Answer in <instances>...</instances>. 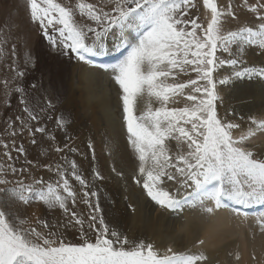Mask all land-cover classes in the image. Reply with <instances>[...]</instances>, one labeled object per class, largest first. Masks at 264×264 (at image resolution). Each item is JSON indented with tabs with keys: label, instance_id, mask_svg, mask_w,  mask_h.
Returning a JSON list of instances; mask_svg holds the SVG:
<instances>
[{
	"label": "snow or ice",
	"instance_id": "1",
	"mask_svg": "<svg viewBox=\"0 0 264 264\" xmlns=\"http://www.w3.org/2000/svg\"><path fill=\"white\" fill-rule=\"evenodd\" d=\"M198 2L27 0V6L31 21L38 25L54 54L87 61L105 54L109 37L117 40V50H126L121 59L101 67L111 72L120 90L128 144L138 161L132 180L142 186L152 201L170 211L198 205L207 213L230 201L237 205L234 211L239 215L241 208L264 207V154L251 145L253 138L264 136V115L248 116V126L241 130V124L229 118L234 112L218 114L217 88L245 77L264 79V67H243L219 80L215 76L226 66L243 65L248 47H258L264 55V0H245L242 5L256 14L258 23L254 27L242 24L228 31L224 28L227 20L238 19L232 0H227L226 5L218 0H202L203 9L209 13L206 21L199 18ZM129 32H135L134 42L127 39ZM6 45L7 38L0 36V61H8L0 65L4 77L0 80V104L11 107L10 97L19 94L26 115L15 116L19 126L9 117L5 132L12 129L11 136L16 137L27 131L33 145L37 143L36 133L54 141L45 127L32 126V121L40 124V113L45 109L38 113L22 87L25 69L34 65L35 58L26 53L22 68L17 63L16 45L10 51ZM189 71L196 78L178 82V74ZM182 100L186 101L183 107L171 106ZM141 101H145L143 109L139 107ZM153 101L159 106L153 107ZM48 107H52L51 101ZM67 123L57 118L61 129ZM173 141L175 151L169 147ZM0 145L4 148L2 156L8 161L14 159V150L15 159L24 157L27 165L17 168L11 163H0V194L7 193L13 202L42 204L49 212L59 210L63 216L51 223L37 217L35 224L41 226L38 228L27 217L15 213L12 204L0 201V264H207L203 251H177L169 246L161 252L143 239L130 241L109 225L100 203L102 190L95 183L102 182L104 176L95 165L91 141V181L75 160L64 158V164L58 163L53 169L51 164L27 159L24 144L17 146L15 139H0ZM64 149L77 152L67 143L63 149L56 146L53 150L60 153ZM30 168L54 170L58 179L53 183L29 176L27 182L24 174ZM70 177L78 183L79 190ZM168 182L191 191L179 195L177 189L174 194L165 187ZM206 203L212 206L205 207ZM78 204L87 207V215L76 210ZM255 219L264 231V211ZM66 230L76 231L79 242L68 240ZM203 244L202 239L195 241L196 246Z\"/></svg>",
	"mask_w": 264,
	"mask_h": 264
},
{
	"label": "bare ground",
	"instance_id": "2",
	"mask_svg": "<svg viewBox=\"0 0 264 264\" xmlns=\"http://www.w3.org/2000/svg\"><path fill=\"white\" fill-rule=\"evenodd\" d=\"M200 7L199 14L202 21H206L209 13L203 9L202 0ZM250 22L249 20L246 24ZM0 36L7 38L6 48L9 51L13 44L16 45V59L20 67H24L26 53H31L35 58L34 65L29 64L25 69L22 87L26 89L30 98L42 102L50 100L53 104L51 119L43 120L46 129L52 130L57 127L58 117L69 121L63 128V134L58 136V141L75 147L77 152L65 149V153H56L53 150L55 144L46 147L49 151L48 157L56 158L58 163L70 157L91 181L93 152L89 150L88 143L92 142L96 156L95 165L104 176L102 182L95 183L97 188L102 190L100 203L106 221L111 227L126 235L130 241L138 242L143 239L151 242L161 252L169 246L177 251L185 249L203 251L208 257L207 264H264V231L259 228L255 219L260 212L247 215L245 218L230 208H218L212 213H207L198 205L195 207L186 205L180 210L170 211L160 208L146 195L142 186L133 182L132 176L136 174L138 161L128 144L122 102L119 98L120 90L110 71H105L101 65L88 60L78 61L73 55L54 54L38 25L31 21L27 0H0ZM134 37L135 32L127 34L130 42H134ZM116 44L117 40L109 37L105 54L92 57L101 59L112 57L124 49L121 47L117 50ZM243 60L245 61L243 65L238 64L235 68L229 65L218 70L215 78L219 80L224 76H230L233 71H241L243 67L255 66L257 69L264 67V55L260 53L258 47H248ZM7 62L0 61V65ZM3 78L0 74V80ZM190 78L195 79L196 74L190 71L178 74V82ZM32 85L36 87L33 88ZM2 88L3 85L0 84V101L3 100ZM217 91L220 97L216 101L218 114L225 116L229 111L234 112V116L229 118L240 123L241 130L247 128L248 116L264 115V79L245 77L233 80L227 85H218ZM15 95L10 97L11 104ZM184 103L186 101L182 100L181 103L171 106L183 107ZM144 106L145 101H141L139 107L143 109ZM158 106L159 104L153 101V107ZM3 110L4 107L0 104V120L5 113ZM251 145L264 154V136L258 135L253 138ZM33 147L41 151L40 148ZM169 147L175 151V142H171ZM43 171L44 169H37L31 177H36ZM52 176L53 174L49 177ZM165 187L174 194H177L178 189L179 195L191 191L180 188L175 182H168ZM27 206L28 208L33 206V211L28 215L24 212L21 218L27 217L30 222L32 220L35 222L37 217L47 219L50 223L62 220L57 213L47 214L48 216L41 218L37 210H41L42 204H38L37 207L30 203ZM207 206L212 205L206 203L205 207ZM257 206L261 205L248 208ZM43 211H46V208ZM66 235L68 240L79 242L76 231L66 230ZM199 239L204 240L202 246L195 245V241ZM237 254L239 259L236 258Z\"/></svg>",
	"mask_w": 264,
	"mask_h": 264
},
{
	"label": "rangeland",
	"instance_id": "3",
	"mask_svg": "<svg viewBox=\"0 0 264 264\" xmlns=\"http://www.w3.org/2000/svg\"><path fill=\"white\" fill-rule=\"evenodd\" d=\"M88 2H93V0H88ZM219 3H221L222 5H226L227 3V0H218ZM234 6L237 8V15H238V19L237 20H231L230 18L227 20V22L225 23L224 25V28H225V31H228V30H235V28L238 26V25H242V24H246L249 20L251 21L250 26H255L258 21L255 19V13L253 12H250L248 11L245 7H243L242 5L245 3V0H232ZM252 3H256L258 2V0H251ZM239 5V6H238ZM198 7L199 9L201 8L200 7V2H198ZM199 15V18L200 20L202 21V16L198 13ZM194 74V73H193ZM194 77V75L192 76ZM27 94V92H26ZM27 98L29 100V102L31 103L32 106H34L36 108V111L39 113L40 112V109L43 108L45 109L44 112L40 113V124L37 125V122L36 121H32L31 124L33 127L35 126H43L46 128V124L43 123V120L44 121H47L52 113V107H53V104H52V107L49 108L48 107V102L50 100H45L44 102H42L41 100H36V99H32L28 96L27 94ZM16 104V105H15ZM23 107L24 105L20 104V96L19 94H16L14 96V100L11 104V107H7L5 109L4 107V110L3 112L4 113V116L3 118L0 120V139H4L6 142H9L11 139H15V142H16V145L18 146L20 143H23L24 144V147L26 148L27 146H29L28 148H26L27 150V159H30L34 162H40V163H47V164H51L52 165V168L55 169V165L58 164V160L53 157H48L49 156V151H47V155H40L42 151L45 150V148H49L50 146L52 147L53 145L56 144V146H59V147H62L63 149V143L61 141H58V136L59 135H62L63 134V129H61L59 126L53 128L52 130L49 129L47 130L48 133H51L52 136L55 137V140L54 141H51V140H47L46 137L44 136V134H41V133H36L35 134V139L37 140V138H39L37 140V143L35 145H33L31 143V139L32 137H30L27 133V131H25L23 134H18L16 137H12L11 136V132H12V129H8L7 132H5V128L7 127V121L9 119V117H11L14 121V123L19 126L20 122L19 121H15L14 118L15 116L17 115H26L25 113H23ZM11 110V111H9ZM13 110V111H12ZM7 112V113H6ZM12 112V113H11ZM6 115V116H5ZM57 123V122H56ZM2 126V127H1ZM61 131V132H60ZM59 132V133H58ZM62 133V134H61ZM43 143V144H42ZM33 146H36L38 148L41 149V151H39L37 148L33 147ZM11 147V145H10ZM46 148V149H47ZM44 149V150H43ZM4 152V148L2 145H0V163H11L13 164L15 167H21V166H27L25 165L24 163V157H20V159L17 161L15 159V157L17 156V153L12 150V156L14 157V159L12 161H8L6 160L7 158L6 157H3L2 156V153ZM63 153L66 152V150L64 149L62 151ZM39 153V154H38ZM30 154V155H29ZM36 154V155H35ZM30 156V157H29ZM36 157V159H35ZM35 159V160H34ZM44 159V160H43ZM50 159H54L53 162H51ZM68 161H71L72 159L69 157V158H66ZM42 160V161H41ZM4 161V162H3ZM23 161V162H22ZM56 162V163H55ZM59 164H64V159L62 160L61 163ZM19 165V166H18ZM37 169H34V168H30L29 169V172L28 173H25L24 174V178L26 179L27 182H29V179L28 177L31 176V174L33 172H35ZM53 174L52 177H49ZM40 175V176H39ZM42 175V176H41ZM43 178L45 181H50V182H55L57 179H58V176L56 175L55 171H49L47 169H44V171L40 174H37V176L35 178ZM10 179H16V177H12L10 176L9 177ZM49 178V179H48ZM70 180L71 182L73 183L74 185V188L76 190H79L80 186L78 185L77 182H75L74 180H72V178L70 177ZM0 195H3V197L1 198L0 197V201H4L5 203L7 204H12V209L15 213H18V211L20 212L19 215L20 217L24 216V212H25V215H28V214H31V212L33 211V206H31L30 208H28L27 204L23 205V203H19V202H13L12 200L8 199V194L6 193H3V194H0ZM5 196V197H4ZM7 196V197H6ZM6 198V199H5ZM10 202V203H9ZM94 202V201H93ZM18 204V205H17ZM34 204L35 206L38 207V204L37 203H31V205ZM16 208H15V207ZM22 206V207H21ZM24 208V209H22ZM44 206H41V210H37L40 217L41 218H44L45 216H48L50 214H55L57 213L62 219H63V216H62V213L57 210V211H54V212H49L47 209L46 211H43L44 210ZM78 212H83L84 214L87 215V212H88V209L85 205L83 204H78V207L76 209ZM17 211V212H16ZM46 213V214H45ZM48 214V215H47ZM43 216V217H42ZM28 220L30 221V219L28 218ZM43 220V219H42ZM33 223L34 226L35 225V222L32 220L31 221ZM37 227V226H36Z\"/></svg>",
	"mask_w": 264,
	"mask_h": 264
}]
</instances>
